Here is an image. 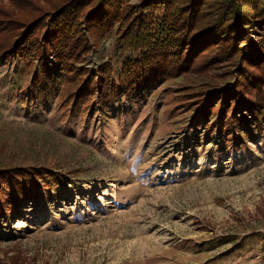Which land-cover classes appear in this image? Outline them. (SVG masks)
<instances>
[{
  "label": "rangeland",
  "instance_id": "1",
  "mask_svg": "<svg viewBox=\"0 0 264 264\" xmlns=\"http://www.w3.org/2000/svg\"><path fill=\"white\" fill-rule=\"evenodd\" d=\"M66 1L0 0V174L46 172L30 176L38 198L0 218V264H264V115L250 131L237 101L235 123L200 114L209 93L236 86L246 34L262 46L241 80L254 90L242 93L262 101L264 27L207 32L204 13L190 33L200 54L138 84L123 67L120 24L143 3L156 19L161 0H114L47 55L37 49L46 28L28 35L26 25L47 24Z\"/></svg>",
  "mask_w": 264,
  "mask_h": 264
},
{
  "label": "trees",
  "instance_id": "2",
  "mask_svg": "<svg viewBox=\"0 0 264 264\" xmlns=\"http://www.w3.org/2000/svg\"><path fill=\"white\" fill-rule=\"evenodd\" d=\"M92 1L67 0L55 6L47 24L45 23V18L39 17V19L30 23V25H26L29 28L28 35L34 30H42L43 27L47 30V37L45 36L46 38L37 40V49L40 48V51L49 55L51 51L54 52L56 50L57 46L66 45L67 42L63 41L62 38L63 34L70 35L72 30H77L78 26L75 24L77 21L82 20L83 23L89 24L93 22L92 19L101 18L102 16L107 17L112 13L114 0H101L94 9L90 10L83 17L82 11ZM183 1L184 5H181L182 2L179 0H161L157 6L162 7L163 12L159 16H156V19L153 16L144 14L145 11L154 9L153 3H143L142 5L126 8L124 19L119 28V47L122 49L124 55L122 60L125 73H127L134 83L139 84L141 81L151 80L149 79L151 72H156L160 77H164L165 74L169 75L172 71L170 67L180 72L181 67L185 65L184 62L190 63L195 56H198L200 53L197 46H192L198 40L191 38L190 33L195 31L198 17L204 15V13L207 16L209 13L211 16H208L211 18V22H209L211 26L207 28V32L215 30L214 32L217 33L219 28V31H223V34H225V30L226 35L229 34L231 36L236 34V38H239L242 37L243 29L251 30L257 24H261L264 27V0ZM213 15L215 16L213 17ZM70 20L73 21L69 23ZM62 21L64 31H62L63 29H58V25ZM181 32H184V38H179ZM248 33H251V31ZM79 36L82 37L80 34ZM223 37L224 35H221L219 39H223ZM244 37L249 39V43L247 44V50L246 48L244 49L245 51L241 54L240 61L237 64L236 86L234 85L233 88L221 92V96H214V92L209 93L200 114L208 112L210 113L209 116H211V113H217L218 118L223 120L222 126L225 119L235 123L238 121V111L235 109L231 111V109L233 108L234 101H237L239 108L248 109L250 118H248L249 121L245 125L252 131L253 125L258 123L256 112H260L261 116L264 115V92L262 93V101L253 102L250 93H246L245 91L242 93V88H248L252 91L251 89L254 86L251 85V88L244 86L241 84V80L247 75V66L258 64L254 58L262 44L260 42L256 43L250 34H246ZM206 39H208V36ZM208 40L210 43L213 41L211 39ZM235 43L233 45L229 44L231 48H227V50L231 49V52L234 54L236 52L233 50V47L239 45L238 41H235ZM23 45H26V43ZM227 53L230 54L229 52ZM232 55H227L228 59H231L229 57H232ZM262 62L264 61L262 60ZM69 71L81 74V76L88 72L84 68L77 69L74 67H69ZM101 71L103 73L102 76H99V79L102 78L104 82V69ZM93 78L94 74L91 72L87 75V81L84 83L93 84L95 82ZM104 87V84L99 85V96L102 92L104 93ZM253 103H256L258 106L254 107ZM216 107H218L216 112H211ZM45 173V171L38 169L26 171L17 169L2 172L0 174V218L3 217L7 207L22 206L35 201L38 198L35 189L38 191L41 189L31 182L30 176L45 175ZM15 176L25 177L26 183L14 180ZM46 189H49L48 186H46Z\"/></svg>",
  "mask_w": 264,
  "mask_h": 264
}]
</instances>
